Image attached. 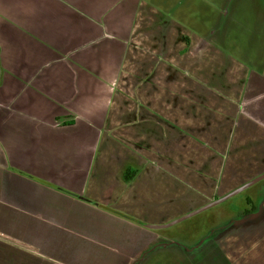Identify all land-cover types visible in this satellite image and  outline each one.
<instances>
[{
  "label": "crops",
  "instance_id": "0c3cea01",
  "mask_svg": "<svg viewBox=\"0 0 264 264\" xmlns=\"http://www.w3.org/2000/svg\"><path fill=\"white\" fill-rule=\"evenodd\" d=\"M245 155L248 182L264 0H0V264H264V200L200 243L146 225Z\"/></svg>",
  "mask_w": 264,
  "mask_h": 264
},
{
  "label": "rangeland",
  "instance_id": "374dc122",
  "mask_svg": "<svg viewBox=\"0 0 264 264\" xmlns=\"http://www.w3.org/2000/svg\"><path fill=\"white\" fill-rule=\"evenodd\" d=\"M251 157L252 156L250 155L239 157V161L232 165L234 169L230 167L224 168V181H228L226 180L227 178L230 179L229 181L231 182L235 179L240 180L243 184L250 179L248 178L250 177L249 175L257 173V171L253 169ZM233 188L234 187L229 190H232ZM249 197L251 199H248ZM251 200L253 202H251ZM263 200L264 178L222 202L187 217L173 225L157 228V230L161 233L167 234V237L170 238L168 239V242L170 240L171 242L177 241L179 243H200L207 238L209 233L217 231L219 228L226 226L240 216L245 208L253 209L254 205L258 206ZM111 209L114 210L113 208ZM117 217L122 218L123 216L121 217L117 214Z\"/></svg>",
  "mask_w": 264,
  "mask_h": 264
},
{
  "label": "water",
  "instance_id": "95a60500",
  "mask_svg": "<svg viewBox=\"0 0 264 264\" xmlns=\"http://www.w3.org/2000/svg\"><path fill=\"white\" fill-rule=\"evenodd\" d=\"M263 178H264V173H262L259 176L253 178L252 180L246 182L245 184L237 187L236 189L232 190L231 192H229V193H227V194H225V195L217 198L216 200L211 201V202H209V203H207V204H205V205H203V206H201V207H199L197 209L191 210L187 214H185L183 216H180V217H178V218H176V219H174V220H172L170 222L162 223V224H150V223H146V225L149 226V227H153V228H159V227H165V226H170L172 224H175V223H177V222H179V221H181V220H183V219H185L187 217H190V216H192V215H194V214H196V213H198L200 211H203V210H205V209H207V208H209V207H211V206H213V205H215V204H217L219 202H222V201L228 199L229 197H231V196H233V195L241 192L242 190H244L247 187L255 184L256 182H258L259 180H261Z\"/></svg>",
  "mask_w": 264,
  "mask_h": 264
},
{
  "label": "trees",
  "instance_id": "16d2710c",
  "mask_svg": "<svg viewBox=\"0 0 264 264\" xmlns=\"http://www.w3.org/2000/svg\"><path fill=\"white\" fill-rule=\"evenodd\" d=\"M132 177H133V174H131V171L128 170V171L126 172L125 178H126L127 180H130V179H132ZM104 207H105V206H104ZM114 211H116L117 213L123 214V215L126 216V217H131V218H133V219H136V218H134V217H132V216L126 214V213L121 212V211H118V210H114ZM136 220H137V219H136Z\"/></svg>",
  "mask_w": 264,
  "mask_h": 264
}]
</instances>
